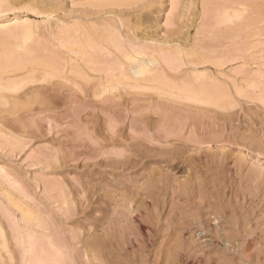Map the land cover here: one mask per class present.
Masks as SVG:
<instances>
[{
    "label": "rangeland",
    "instance_id": "1",
    "mask_svg": "<svg viewBox=\"0 0 264 264\" xmlns=\"http://www.w3.org/2000/svg\"><path fill=\"white\" fill-rule=\"evenodd\" d=\"M224 263L264 264V0H0V264Z\"/></svg>",
    "mask_w": 264,
    "mask_h": 264
},
{
    "label": "bare ground",
    "instance_id": "2",
    "mask_svg": "<svg viewBox=\"0 0 264 264\" xmlns=\"http://www.w3.org/2000/svg\"><path fill=\"white\" fill-rule=\"evenodd\" d=\"M20 26H21V25H20ZM3 27H4V26H3ZM13 27H14V26H13ZM18 27H19V26H18ZM24 27H25V26H24ZM28 28H29V27H28ZM28 28L26 27V28H24V29L21 31V32L23 33V36H25V38H26V37L30 38V35H32V34H31V31H32V30L30 31V29H28ZM21 29H22V28H21ZM21 32H20V33H21ZM151 63H152V62H151ZM140 66H141V68H139ZM140 66L138 65V66L136 67V69L139 68V70L136 72V74L139 75V76L143 74V70H142L143 68H142V65H140ZM143 67H144V66H143ZM136 69H135V70H136ZM144 73H145V72H144ZM197 143H199V142H197ZM202 143H203V142H202ZM141 145H142V144H141ZM137 146H138V145H137ZM137 146H136V147H137ZM138 147H142V146H138ZM138 147H137V148H138ZM187 147H188V146H187ZM143 148H145V146H144ZM132 149H133V147H132ZM149 153H150V152H149ZM143 154H144V153H143ZM149 155H150V154H149ZM121 157H125V156H121ZM135 157H136V156H135ZM138 157H139V156H138ZM142 158H143V157H142ZM127 159H128V158H127ZM137 159H138V158H137ZM159 161H160V160H159ZM169 161H170V160H169ZM134 162H135V161H134ZM161 162H162V161H161ZM165 162H166V161H165ZM171 162H173V161H171ZM185 162H187V161H185ZM188 162H189V161H188ZM137 163H138V162H137ZM167 163H168V162H167ZM127 164H128V163H127ZM127 164H126V165H127ZM131 164H132V163H131ZM135 164H136V163H135ZM169 164H170V163H169ZM183 166H184V165H183ZM95 187H96V186H95ZM92 188H93V187H92ZM94 189H95V188H94ZM151 194H152V193H151ZM144 196H145V195H144ZM135 197H136V196H135ZM214 209H215V208H214ZM121 214H122V213H121ZM205 215H206V214H205ZM233 216H234V215H233ZM212 217H213V216H212ZM192 218H193V216H192ZM192 218H191V220H192ZM187 219H188V218H187ZM230 219H231V218H230ZM218 221H219V218H218ZM177 222H178V221H177ZM183 222H184V221H183ZM194 222H195V221H194ZM221 222H222V221H221ZM210 223H211V222H210ZM215 223H216V222H215ZM219 223H220V222H219ZM219 223H218V224H219ZM222 223H224V222H222ZM193 224H195V223H193ZM182 225H183V224H182ZM197 225H198V224H197ZM197 225H196V226H197ZM212 225H213V222H212ZM212 225H209V227H208V229H209V230H208L209 233H210V231H211L210 229H211ZM216 225H217V224H216ZM198 226H199V225H198ZM203 226H204L203 223H200V228L197 229V230L199 231L200 234H204V236H205L207 232L203 229ZM184 228H186V227H184ZM190 229H191V228H190ZM194 229H195V228H194ZM220 230H221V229H220ZM194 231H195V230H194ZM194 231H190V233H191V232H194ZM235 231H236V230H235ZM212 232H213V231H212ZM218 232H220V231L218 230ZM195 233H196V232H195ZM218 234H219V233H218ZM195 235H197V234H195ZM219 235H220V234H219ZM201 236H202V235H201ZM207 236H208V235H207ZM211 236H212V235H211ZM208 237H209V236H208ZM227 237H228V236H227ZM218 238H219V237H218ZM220 238H221V237H220ZM196 239H197V238H196ZM215 239H216V237H215ZM223 239H224V238H223ZM221 240H222V239H221ZM221 240H220V241H221ZM203 241H204V239H203ZM209 241H210V240H209ZM215 241H216V240H215ZM226 242H227V241H226ZM238 242H239V240H238ZM222 243H223V242H222ZM194 244H195V243H194ZM231 245H232V244H231ZM211 246H212V245H211ZM226 246H227V245H226ZM228 247H229V246H228ZM194 248H195V247H194ZM230 249H231V248H230ZM230 249H229V250H230ZM232 250H233V249H232ZM233 251H235V250H233ZM232 253H233V252H232ZM235 255H236V254H235ZM224 264H225V263H224Z\"/></svg>",
    "mask_w": 264,
    "mask_h": 264
}]
</instances>
